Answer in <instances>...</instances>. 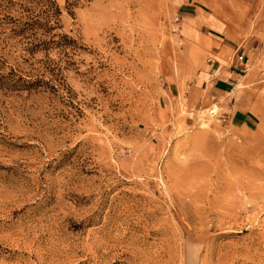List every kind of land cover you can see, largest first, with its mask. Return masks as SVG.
Segmentation results:
<instances>
[{"label":"rangeland","instance_id":"374dc122","mask_svg":"<svg viewBox=\"0 0 264 264\" xmlns=\"http://www.w3.org/2000/svg\"><path fill=\"white\" fill-rule=\"evenodd\" d=\"M52 1L0 0V264H264V134L193 89L181 28L264 69V0Z\"/></svg>","mask_w":264,"mask_h":264},{"label":"crops","instance_id":"0c3cea01","mask_svg":"<svg viewBox=\"0 0 264 264\" xmlns=\"http://www.w3.org/2000/svg\"><path fill=\"white\" fill-rule=\"evenodd\" d=\"M181 28L186 56L191 61L183 73L196 80L193 89L211 86L227 123L264 134V69L251 55L253 45L236 43L215 18L202 20L190 15ZM211 103V99L203 100L204 105Z\"/></svg>","mask_w":264,"mask_h":264},{"label":"trees","instance_id":"16d2710c","mask_svg":"<svg viewBox=\"0 0 264 264\" xmlns=\"http://www.w3.org/2000/svg\"><path fill=\"white\" fill-rule=\"evenodd\" d=\"M43 1L46 3V6H48V8L53 9V7H56L55 3L52 0H43Z\"/></svg>","mask_w":264,"mask_h":264},{"label":"bare ground","instance_id":"6f19581e","mask_svg":"<svg viewBox=\"0 0 264 264\" xmlns=\"http://www.w3.org/2000/svg\"><path fill=\"white\" fill-rule=\"evenodd\" d=\"M211 114L213 115H216L215 111L214 110H211Z\"/></svg>","mask_w":264,"mask_h":264},{"label":"water","instance_id":"95a60500","mask_svg":"<svg viewBox=\"0 0 264 264\" xmlns=\"http://www.w3.org/2000/svg\"><path fill=\"white\" fill-rule=\"evenodd\" d=\"M188 262H189V263L191 262V259H190V258H188Z\"/></svg>","mask_w":264,"mask_h":264}]
</instances>
